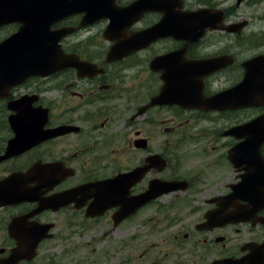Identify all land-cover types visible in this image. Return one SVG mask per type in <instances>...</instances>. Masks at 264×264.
Instances as JSON below:
<instances>
[{
	"label": "flooded vegetation",
	"instance_id": "1",
	"mask_svg": "<svg viewBox=\"0 0 264 264\" xmlns=\"http://www.w3.org/2000/svg\"><path fill=\"white\" fill-rule=\"evenodd\" d=\"M161 17L112 29L118 41L104 38L110 21L98 20L62 39L49 71L12 87L0 80V183L19 175L17 192L0 186V264H221L264 253V144L248 133L239 146L244 131L231 133L264 105L209 101L246 74L260 79L264 65L246 73L245 63L264 52L244 58L242 32L195 42L179 32L109 59ZM19 27L0 26V43ZM217 34L236 41L206 40ZM223 57L219 69L192 65ZM217 119L231 123L206 130Z\"/></svg>",
	"mask_w": 264,
	"mask_h": 264
},
{
	"label": "water",
	"instance_id": "2",
	"mask_svg": "<svg viewBox=\"0 0 264 264\" xmlns=\"http://www.w3.org/2000/svg\"><path fill=\"white\" fill-rule=\"evenodd\" d=\"M15 1L17 0H0V9L2 11V8H19L21 9L20 19L8 18V15L3 16L0 13V24L8 20L19 21L24 26L17 34L0 45V56L7 63H12L11 65L15 68L14 70L12 69L13 71L22 72L25 75L42 71L45 69V64L55 63V52H52L49 42L52 45L54 43L53 46H56L62 37L71 33L76 28H65L51 32L50 26L58 19L65 18L74 13L84 14L79 28L87 26L98 19H109L110 25L107 32L112 31V29L113 32L115 29L122 31L123 26H126V28L130 27L139 21L145 12L157 11L163 14L156 25L134 36L135 43L118 44V46H115L114 51H119L128 46L135 50L140 49L162 37H182L178 36L179 32H184V38L192 42L199 41L208 31L219 30L240 33L248 24L247 21H243L241 23L225 25V14L223 11L217 9H199L197 11L184 12L182 11V3L179 0H136L127 7H117L116 0H27L26 4L25 0H21L24 4L20 2L18 6L14 7ZM236 1L238 5L243 2V0ZM11 12L9 15L14 16V12ZM22 17H24L25 21ZM121 24L125 25L115 28V26ZM105 38L113 41L119 40V37L115 34L111 36L105 33ZM224 59L225 57L213 61H194L192 65L199 66V64L203 63V69L211 66L219 69L223 67L224 62L222 60ZM258 63L264 65V56L247 61L245 63L246 73L252 71L253 68L256 70V66L253 64ZM259 68L264 71L263 67H257V70ZM49 69L47 68L46 70ZM261 74L262 77L253 83L249 82L248 75L246 74L244 80L239 85L211 97L209 99L210 103L217 109H223L222 107L226 103L233 104L234 108L247 107L248 105L256 107L264 105V72ZM242 128L244 131H252L255 138V146H262L264 143V115ZM237 129L239 127L234 128L231 133L234 134V131ZM37 171L38 167L31 169L30 175L32 178ZM223 264L234 263L224 261Z\"/></svg>",
	"mask_w": 264,
	"mask_h": 264
},
{
	"label": "rangeland",
	"instance_id": "3",
	"mask_svg": "<svg viewBox=\"0 0 264 264\" xmlns=\"http://www.w3.org/2000/svg\"><path fill=\"white\" fill-rule=\"evenodd\" d=\"M210 3V8H216L219 10H223L225 13L229 14V18L227 21L230 23H237L243 20H247L248 26L242 32L243 39L249 42V48L244 46L242 52H244V58H249L251 56L261 54L264 52V0H243L241 4H237L236 0H186V4L192 10H199L200 8L206 7L204 4ZM240 34V33H239ZM237 34L238 36H241ZM222 38L231 42H235L236 40L232 36L226 35H211L206 39L207 41H220ZM241 44V43H240ZM239 44V51H240ZM234 45L229 44L227 46H223L219 50H227L229 46ZM224 119V118H223ZM223 119H217V122L214 124L213 128H207L206 130L210 132H215V130H219L220 127L224 128L229 125L231 122L223 121ZM130 228L129 235H126L128 238L132 236L135 228ZM165 235L159 234L157 235L158 241L160 238ZM244 234L239 237V242L243 240Z\"/></svg>",
	"mask_w": 264,
	"mask_h": 264
},
{
	"label": "trees",
	"instance_id": "4",
	"mask_svg": "<svg viewBox=\"0 0 264 264\" xmlns=\"http://www.w3.org/2000/svg\"><path fill=\"white\" fill-rule=\"evenodd\" d=\"M204 5L211 6L210 3H206V4H204ZM227 16L229 17V14H228V13H227Z\"/></svg>",
	"mask_w": 264,
	"mask_h": 264
}]
</instances>
